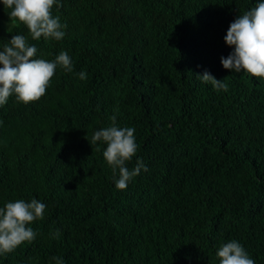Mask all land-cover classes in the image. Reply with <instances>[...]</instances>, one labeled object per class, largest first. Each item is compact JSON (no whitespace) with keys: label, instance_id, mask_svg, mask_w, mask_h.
Returning <instances> with one entry per match:
<instances>
[{"label":"trees","instance_id":"trees-1","mask_svg":"<svg viewBox=\"0 0 264 264\" xmlns=\"http://www.w3.org/2000/svg\"><path fill=\"white\" fill-rule=\"evenodd\" d=\"M261 2L60 0L61 41H33L0 3V50L24 35L37 58L73 65L38 102L0 107V207L46 205L36 239L0 264H219L231 240L264 264V80L221 64L230 24ZM113 115L135 129L126 166L147 167L125 190L92 143Z\"/></svg>","mask_w":264,"mask_h":264},{"label":"clouds","instance_id":"clouds-1","mask_svg":"<svg viewBox=\"0 0 264 264\" xmlns=\"http://www.w3.org/2000/svg\"><path fill=\"white\" fill-rule=\"evenodd\" d=\"M0 3L9 10L10 24L23 25L33 41H61L64 38L66 25L60 22L59 16L53 15V8L62 6L60 0H0ZM225 43L234 49L227 58L221 57L225 70L244 72L264 80V2L239 15L230 24ZM58 66L66 72L73 71L71 57L66 51H61L52 61L37 58V48L29 44L26 36L12 35L0 50V107L6 105L12 96L25 105L38 102L46 95ZM78 76L81 80L86 79L83 71ZM198 77L202 82L211 84L214 90H228L224 83L226 78L217 80L207 71ZM110 120L109 126L94 132L92 143L106 144L103 157L112 170L115 187L125 190L142 169L147 171V167L137 160L136 167L129 170L126 165L138 151L135 129L118 126L115 115ZM117 172L119 178L115 179ZM45 209L46 205L35 198L31 201H10L0 207V256H7L36 239L37 233L30 225L44 219ZM60 235L59 230L52 234L55 239ZM215 255L219 264H255L236 240L223 243ZM53 259L56 264H64L61 258Z\"/></svg>","mask_w":264,"mask_h":264}]
</instances>
